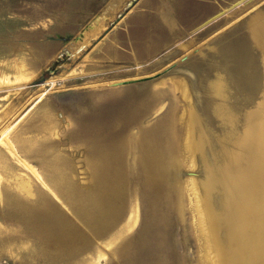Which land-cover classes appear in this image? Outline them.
Segmentation results:
<instances>
[{
    "label": "rangeland",
    "instance_id": "374dc122",
    "mask_svg": "<svg viewBox=\"0 0 264 264\" xmlns=\"http://www.w3.org/2000/svg\"><path fill=\"white\" fill-rule=\"evenodd\" d=\"M257 12L264 0H0V154L13 171L0 169V264H200L184 183L204 165L185 160L178 117L194 112L219 161L264 91ZM98 113L101 155L80 131ZM51 160L73 194L53 186ZM37 189L65 224L57 242L5 202L34 206Z\"/></svg>",
    "mask_w": 264,
    "mask_h": 264
},
{
    "label": "bare ground",
    "instance_id": "6f19581e",
    "mask_svg": "<svg viewBox=\"0 0 264 264\" xmlns=\"http://www.w3.org/2000/svg\"><path fill=\"white\" fill-rule=\"evenodd\" d=\"M248 29L252 40L261 50L264 65L262 12L252 16ZM99 115L89 114L82 120L80 131L93 139L92 153L101 155L104 140L100 136L105 129L99 125L102 116ZM178 120L181 126L179 147L185 160L193 165L194 156L198 153L204 165L202 178L190 174L184 183L198 241L200 264H264V91L253 108L245 113L242 131L230 141V147L223 148L220 160L215 159L212 164L206 160V139L199 130V121L194 112L185 108ZM16 141L24 142L18 138ZM6 147L9 150L12 148L8 142ZM29 147L26 148L28 151L33 148ZM3 158L0 154V169L3 168L8 172L5 174L12 177L11 166L4 163ZM48 165L53 186L62 185L66 193L73 194L71 176L64 167L53 160ZM17 185L31 195L27 182ZM1 192L0 184V196ZM215 193H218L216 202ZM5 198L9 207L19 211L26 231L37 241L57 242L61 236H65L62 218L41 190L36 191L37 203L34 206L23 205L13 194L6 193Z\"/></svg>",
    "mask_w": 264,
    "mask_h": 264
},
{
    "label": "water",
    "instance_id": "95a60500",
    "mask_svg": "<svg viewBox=\"0 0 264 264\" xmlns=\"http://www.w3.org/2000/svg\"><path fill=\"white\" fill-rule=\"evenodd\" d=\"M250 39H251L252 43L255 44L254 41L252 40L251 36H250ZM255 47H256V45H255Z\"/></svg>",
    "mask_w": 264,
    "mask_h": 264
},
{
    "label": "crops",
    "instance_id": "0c3cea01",
    "mask_svg": "<svg viewBox=\"0 0 264 264\" xmlns=\"http://www.w3.org/2000/svg\"><path fill=\"white\" fill-rule=\"evenodd\" d=\"M103 26V24H100V27H102Z\"/></svg>",
    "mask_w": 264,
    "mask_h": 264
}]
</instances>
